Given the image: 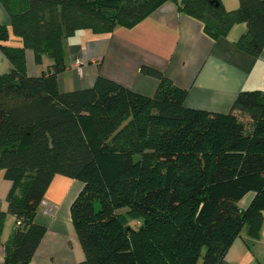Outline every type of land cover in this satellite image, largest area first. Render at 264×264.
Segmentation results:
<instances>
[{
	"label": "trees",
	"instance_id": "obj_1",
	"mask_svg": "<svg viewBox=\"0 0 264 264\" xmlns=\"http://www.w3.org/2000/svg\"><path fill=\"white\" fill-rule=\"evenodd\" d=\"M0 171L10 183L0 234L14 228L4 264H28L46 230L37 210L56 174L83 184L70 215L83 252L79 264H220L246 226L257 238L264 222V91H241L228 113L187 108V90L163 73L153 96L98 76L91 88L59 92L63 40L132 28L166 2L202 25L213 42L236 24L233 43L250 56L264 50V0H0ZM20 46L5 43L10 36ZM40 76L26 73L25 51ZM254 197L243 210L239 201ZM119 209H126L124 214ZM127 218H129L127 220ZM134 221V226L128 222Z\"/></svg>",
	"mask_w": 264,
	"mask_h": 264
},
{
	"label": "crops",
	"instance_id": "obj_2",
	"mask_svg": "<svg viewBox=\"0 0 264 264\" xmlns=\"http://www.w3.org/2000/svg\"><path fill=\"white\" fill-rule=\"evenodd\" d=\"M220 2L226 11L238 6V0ZM0 25H10L1 2ZM236 26L225 38L213 42L198 21L180 13L176 4L166 2L132 28L117 27L100 35L79 31L63 40L66 69L57 76L58 91L91 88L101 76L136 94L151 97L158 81L140 72L142 67H148L187 90V108L228 113L241 91H264V50L257 58L238 51L233 43L246 27ZM5 44L18 47L20 40L11 35ZM24 57L29 77L42 75L51 63L43 57L37 65L30 50L25 51ZM75 61L79 70L74 67ZM10 68L0 51V75ZM82 188L77 180L54 176L34 219L46 233L28 264H79L83 260L70 215L71 204ZM9 189L10 183L0 171V213L6 210ZM253 197L254 193H247L239 207L245 210ZM13 228L14 218L8 216L0 234V264H4L5 243ZM220 264H264V222L257 238L250 237L244 226Z\"/></svg>",
	"mask_w": 264,
	"mask_h": 264
},
{
	"label": "rangeland",
	"instance_id": "obj_3",
	"mask_svg": "<svg viewBox=\"0 0 264 264\" xmlns=\"http://www.w3.org/2000/svg\"><path fill=\"white\" fill-rule=\"evenodd\" d=\"M238 26V24H236ZM235 25V26H236ZM236 26V27H237ZM235 29V28H234ZM234 31V30H233ZM126 211V209H119V212L118 213H121V214H124V212ZM129 218H127L128 220ZM129 226L133 227L134 226V221L132 220L131 222H128Z\"/></svg>",
	"mask_w": 264,
	"mask_h": 264
},
{
	"label": "built area",
	"instance_id": "obj_4",
	"mask_svg": "<svg viewBox=\"0 0 264 264\" xmlns=\"http://www.w3.org/2000/svg\"><path fill=\"white\" fill-rule=\"evenodd\" d=\"M75 68H77V70H79V67H78V61H75V65H74Z\"/></svg>",
	"mask_w": 264,
	"mask_h": 264
}]
</instances>
